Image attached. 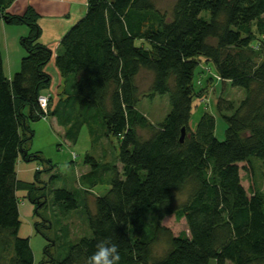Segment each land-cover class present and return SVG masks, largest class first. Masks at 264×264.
Segmentation results:
<instances>
[{"label": "trees", "instance_id": "1", "mask_svg": "<svg viewBox=\"0 0 264 264\" xmlns=\"http://www.w3.org/2000/svg\"><path fill=\"white\" fill-rule=\"evenodd\" d=\"M12 2L0 0V20L27 27L29 35L20 40L25 56L10 80L0 51V264H34L29 239L18 234L19 189L34 205V230L47 241L40 264H88L105 242L118 246L119 264H264V193L248 192L240 177L248 170L241 164L264 172V0H175L169 14L154 0H87L84 16L60 40L54 96L46 71L53 53L38 43L39 15L33 8L12 15ZM203 59L222 87L244 90L238 103L216 99L226 125L222 141L207 112L190 127L194 74ZM143 72L151 77L144 92ZM164 95L169 111L153 124L137 109L140 97ZM41 96L48 97L46 110ZM47 117L69 144L86 126L92 145L114 140L119 147L113 163L103 165L106 177L86 155L80 188L49 191L57 207L50 218L42 214L41 170L33 184L16 178L19 159L46 163L30 153L29 123ZM98 185L108 190L93 196ZM75 210L90 235L71 242L64 221ZM44 223L48 232L55 228L54 239ZM160 240L164 250L157 254Z\"/></svg>", "mask_w": 264, "mask_h": 264}, {"label": "rangeland", "instance_id": "2", "mask_svg": "<svg viewBox=\"0 0 264 264\" xmlns=\"http://www.w3.org/2000/svg\"><path fill=\"white\" fill-rule=\"evenodd\" d=\"M154 1L156 8L166 14L170 13L175 2V0ZM48 70L51 73L52 69L48 67ZM53 72H56L57 76L52 74V83L48 90V93L52 94V96L56 95L59 85L61 84L58 71L55 69ZM56 78L59 80H56ZM150 81L151 77L148 73H141L138 78L139 89L144 92L148 88ZM193 84L196 94L192 103L190 127L194 130L200 116L204 112H207L215 117V136L218 140L222 141L224 139L226 125L216 112V99L222 96L238 103L244 97V90L238 87H231L229 84L222 87L216 76L214 65L212 63H206L204 59L201 60L199 67L195 71ZM55 99L56 98H54V100ZM137 109L146 115L151 123L156 124L160 122L169 111L168 96H156L154 99H148L142 96L140 97ZM257 124L258 126L262 125L261 122ZM29 126L34 131L30 153L31 155L38 153L41 159L46 161V163L35 160L25 162L19 159L16 165V178L21 184H33L35 183L36 171L38 169L41 170L42 173L39 177L40 182L37 186L38 188L46 187L45 191L47 195L46 200L41 199L47 203L46 211H43L42 214L46 218H50V211H52V208L57 207L53 204V200L48 195L49 191L55 189L74 191L80 188L78 184L80 176L89 171V168L83 163L86 155L93 157L98 162L99 171L102 173L103 177H106L103 171V165L113 163L118 156L119 147L118 143L114 140H103L98 145H92L86 126L81 129L77 142L75 144H69L65 140L61 128L54 124L52 117L44 118L38 122H30ZM241 165V167L248 168V170H241L240 172L243 187L248 192L259 190L264 193V172L260 170L259 166L256 164L254 165L253 172L249 165ZM52 177L55 178L52 179ZM107 190V186L98 185L90 192L93 196H102ZM17 197L21 221L18 232L19 237L29 239L34 264H40L43 260V249L47 245V241L34 230V205L25 196L23 189H19ZM180 201H182V199L178 202ZM88 203L91 207L93 198L89 199ZM152 218L151 216L150 220ZM173 221V219H169L167 220V224L172 226ZM64 222L69 228L71 242H74L80 237L90 235V231L86 225V219L79 210L72 211ZM175 226V230H178L179 227L177 225ZM44 227L46 228L45 223L44 226L41 227L42 230L46 232L49 238L54 239L56 234L55 228L52 229L51 232H48ZM155 250L157 254H160L164 250V242L160 240ZM55 251V257H57L59 251L57 248ZM5 264H8V261H6ZM211 264H214V262Z\"/></svg>", "mask_w": 264, "mask_h": 264}, {"label": "crops", "instance_id": "3", "mask_svg": "<svg viewBox=\"0 0 264 264\" xmlns=\"http://www.w3.org/2000/svg\"><path fill=\"white\" fill-rule=\"evenodd\" d=\"M28 8H33L39 15L38 24L41 33L38 43L49 48L53 53L48 66L52 69L51 73L48 67L46 69L52 81V74L57 76V73L53 72L55 71L54 58L60 40L66 31L84 16L87 0H13L8 12L12 15H20ZM28 35L27 27L8 26L0 20V51L3 73L7 80H10L20 68V61L25 56L20 40ZM56 80L59 79L56 78ZM53 122L56 125L54 119Z\"/></svg>", "mask_w": 264, "mask_h": 264}, {"label": "clouds", "instance_id": "4", "mask_svg": "<svg viewBox=\"0 0 264 264\" xmlns=\"http://www.w3.org/2000/svg\"><path fill=\"white\" fill-rule=\"evenodd\" d=\"M120 255L116 244L101 243L88 259V264H119Z\"/></svg>", "mask_w": 264, "mask_h": 264}, {"label": "built area", "instance_id": "5", "mask_svg": "<svg viewBox=\"0 0 264 264\" xmlns=\"http://www.w3.org/2000/svg\"><path fill=\"white\" fill-rule=\"evenodd\" d=\"M38 103L41 107V109L46 110L47 104H48V97L47 96H41L38 98Z\"/></svg>", "mask_w": 264, "mask_h": 264}, {"label": "water", "instance_id": "6", "mask_svg": "<svg viewBox=\"0 0 264 264\" xmlns=\"http://www.w3.org/2000/svg\"><path fill=\"white\" fill-rule=\"evenodd\" d=\"M183 137H184V129L182 130V135H181V139H180L181 142H182Z\"/></svg>", "mask_w": 264, "mask_h": 264}]
</instances>
